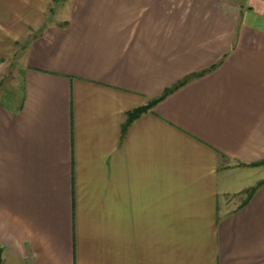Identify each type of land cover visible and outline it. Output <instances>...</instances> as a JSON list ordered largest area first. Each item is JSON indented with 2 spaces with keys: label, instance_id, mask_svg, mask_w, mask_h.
<instances>
[{
  "label": "crops",
  "instance_id": "crops-1",
  "mask_svg": "<svg viewBox=\"0 0 264 264\" xmlns=\"http://www.w3.org/2000/svg\"><path fill=\"white\" fill-rule=\"evenodd\" d=\"M238 3L69 0L30 39L0 105L2 264H264V0Z\"/></svg>",
  "mask_w": 264,
  "mask_h": 264
},
{
  "label": "rangeland",
  "instance_id": "rangeland-1",
  "mask_svg": "<svg viewBox=\"0 0 264 264\" xmlns=\"http://www.w3.org/2000/svg\"><path fill=\"white\" fill-rule=\"evenodd\" d=\"M69 0H6L4 58L0 62V102L6 93H12L9 104L15 106L21 99L19 71L31 38L48 24L63 19ZM243 0H229L239 4ZM37 25H34L35 22ZM0 32L2 30L0 29Z\"/></svg>",
  "mask_w": 264,
  "mask_h": 264
},
{
  "label": "trees",
  "instance_id": "trees-1",
  "mask_svg": "<svg viewBox=\"0 0 264 264\" xmlns=\"http://www.w3.org/2000/svg\"><path fill=\"white\" fill-rule=\"evenodd\" d=\"M186 80V79H185ZM181 81L175 85H173L172 87L166 89L157 99H154L152 100L150 103H148L147 105L145 106H142L130 113H128L126 115V124H130L132 121H134V119L140 117L142 114H144L145 112H147L150 108L153 107V105L157 102H159L160 100H162L163 98H165L168 94H170L171 92H173L175 89H177L178 87H180L184 81ZM13 98L14 95L12 93H6L5 96H4V100L5 101H1L0 102V105H3L5 107H11V105L9 104L10 102V98ZM259 165H264V161L260 162V163H255L253 165H250L252 167H255V166H259ZM264 185V179L254 188L250 189L249 191H247V195L248 197H251L253 195V193L258 189L260 188L261 186ZM0 264H2V260H1V250H0Z\"/></svg>",
  "mask_w": 264,
  "mask_h": 264
}]
</instances>
